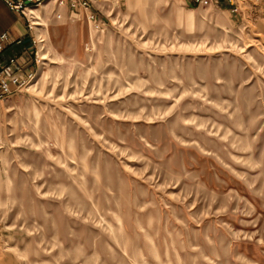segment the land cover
<instances>
[{"label": "rangeland", "instance_id": "obj_1", "mask_svg": "<svg viewBox=\"0 0 264 264\" xmlns=\"http://www.w3.org/2000/svg\"><path fill=\"white\" fill-rule=\"evenodd\" d=\"M208 2L27 5L34 64L13 55L0 97V264H264V28Z\"/></svg>", "mask_w": 264, "mask_h": 264}, {"label": "crops", "instance_id": "obj_2", "mask_svg": "<svg viewBox=\"0 0 264 264\" xmlns=\"http://www.w3.org/2000/svg\"><path fill=\"white\" fill-rule=\"evenodd\" d=\"M64 0V6L70 12L95 14L104 16L111 9L115 10L125 0ZM194 2V0H192ZM72 3V4H71ZM177 6L184 11L191 10V0H175ZM211 6L218 8L220 12H226L227 19L231 22L239 20L243 11L255 14L258 23L264 28V0H209ZM199 4V3H198ZM26 13V12H25ZM24 13L14 10L0 0V32H5L7 40L2 48L3 57L15 55L19 65L18 74H26L32 68L34 62L31 55L30 40L31 30ZM2 257H0V262Z\"/></svg>", "mask_w": 264, "mask_h": 264}, {"label": "built area", "instance_id": "obj_3", "mask_svg": "<svg viewBox=\"0 0 264 264\" xmlns=\"http://www.w3.org/2000/svg\"><path fill=\"white\" fill-rule=\"evenodd\" d=\"M7 6L14 10H24L25 6L30 4H37L41 0H3ZM57 3H61L62 0H54ZM200 3H207L209 0H196ZM72 2V1H71ZM72 4V3H71ZM88 17H93L88 14ZM7 40V35L5 32H0V97L7 94L10 91V85L14 87L19 82V77L14 73L16 69L15 57L13 55H8L3 57L1 54L2 48Z\"/></svg>", "mask_w": 264, "mask_h": 264}, {"label": "bare ground", "instance_id": "obj_4", "mask_svg": "<svg viewBox=\"0 0 264 264\" xmlns=\"http://www.w3.org/2000/svg\"><path fill=\"white\" fill-rule=\"evenodd\" d=\"M30 7H32V6H27V7L24 9V13H25V11H26L25 15H27L29 18H32V17H34V16L37 15V12H36L34 9L30 8ZM33 23H36V22L33 21ZM34 25H35V24H34ZM36 38H37V42L39 43V41L41 40L40 36L37 35ZM41 59H43V58H42V57H39L38 60L40 61Z\"/></svg>", "mask_w": 264, "mask_h": 264}]
</instances>
